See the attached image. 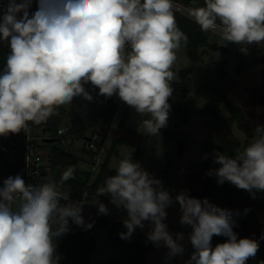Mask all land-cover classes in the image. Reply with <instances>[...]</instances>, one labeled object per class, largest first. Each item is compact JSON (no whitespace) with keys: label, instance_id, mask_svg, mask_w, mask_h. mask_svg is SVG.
I'll list each match as a JSON object with an SVG mask.
<instances>
[{"label":"clouds","instance_id":"1","mask_svg":"<svg viewBox=\"0 0 264 264\" xmlns=\"http://www.w3.org/2000/svg\"><path fill=\"white\" fill-rule=\"evenodd\" d=\"M176 11L174 0H6L0 7V47L8 48L0 69V136L27 137L60 106L76 98L93 102V91L133 110L141 135L159 136L171 110L172 69L188 42ZM188 15L222 47L240 45L245 54L253 44L264 48V0H203ZM212 157L218 167L206 175L217 185L229 183L252 199L264 193V125L242 149L231 155L214 149ZM75 171L69 165L58 180L47 176L39 183L21 174L0 181V264H59L57 241L69 233L70 222L85 231L94 226V220L85 222L84 206L109 213L99 199H72L66 184ZM114 173L97 195L126 213L120 239L147 229L146 243L166 249L165 264L183 257L186 243L192 252L184 264H247L256 257L264 233L259 240L239 237V210L193 197L188 189L169 190L132 153L118 158ZM176 205L187 233L169 230L168 209ZM215 236L225 241L213 246Z\"/></svg>","mask_w":264,"mask_h":264},{"label":"trees","instance_id":"2","mask_svg":"<svg viewBox=\"0 0 264 264\" xmlns=\"http://www.w3.org/2000/svg\"><path fill=\"white\" fill-rule=\"evenodd\" d=\"M176 3H181L183 6L190 8L195 4H201L203 0H174ZM177 24L179 28L188 36L187 45L184 46L186 54L189 60L196 62L199 60L200 48L210 47L209 34L204 33L200 30L199 26L189 19L188 17L175 12ZM248 51L251 56L252 63L258 65L261 63L264 53V48L257 47L256 45H250ZM8 54L7 47H0V69L3 68L6 57ZM217 69H213L212 64H207L204 74L209 79L201 83L196 90V97L210 100V104L204 108L203 112L211 117V127L207 134V138L213 142L204 141L196 169L193 173L189 174L184 183L189 189V194L193 197L203 198H223L229 200L228 195L233 196H245L246 198L252 199L250 194L244 190H234L230 187L229 183L223 185H217L215 176H207L206 173L209 169L218 167L212 163L213 150H219L226 154L231 155L237 149H242L249 141H245L241 146L238 143H228L223 139V134H230V127L233 122H240L242 116V109L234 106L227 93H222L216 90V82L224 81L227 78V70L224 63H218ZM185 78L182 77L179 83H172L173 95L169 100L171 104V110L169 115L175 116L179 119L181 124H186L192 116V111L189 107L193 104V99L188 96L185 85ZM91 91V87L86 86ZM209 90L210 93L206 95L205 91ZM95 97L93 102H88L81 98H76L69 107L68 116L70 118V126L68 134L75 140H84L86 136L95 130L103 131L108 128L113 116L115 115L118 105L115 97L104 101L103 97H97L95 91L92 92ZM215 104H223L229 118H221L218 114ZM131 109L125 106L120 113L119 121L116 125L115 131L120 134L119 137H114L111 141L110 147L106 154V157L101 165L100 172L94 182V186L91 189V194H95L99 187L103 186L104 178L108 175H114V169L109 167L110 160L116 151V147L120 143L130 145L137 156H140L143 150L139 144L138 136L130 129L126 128L125 121L129 115ZM257 127V124L253 125V130ZM179 126H177L171 133L164 129L160 132L168 135L178 132ZM215 129L221 130V134H215ZM180 134V133H179ZM177 145L182 146L184 141L180 138H174ZM65 148L58 145L49 148L48 153L51 159V167L53 170V177L59 179L60 175L69 165L75 166V174L78 179L81 176H87L80 169H78L79 156L72 153V151L64 150ZM25 150L23 143V132L19 134H9L6 137L0 136V164L4 162L5 169L10 171H16L22 163V155ZM208 154V158H204V154ZM1 166V165H0ZM88 177V176H87ZM86 177V178H87ZM157 178L161 179L166 188L173 190L174 181L173 175L169 170H161L156 175ZM206 186V191L201 194H196V185L203 183ZM66 189L70 190L72 195H75L77 191L84 190V184L78 182V180H69L66 184ZM256 197L258 198L257 205L247 207L249 209L247 214L241 211V216L237 220V227L234 231L239 237L254 238L259 240L261 233H264V193L257 192ZM100 201L104 202L108 208H111V204H108V198L106 196L98 197ZM261 208L258 210V208ZM245 209V208H244ZM95 221L94 226L91 230L75 231L68 238L62 241L57 247V253L61 259L59 264H66L67 260H71V255L77 253V258L72 259V264H89L90 254L96 249V243L98 235L96 228L98 226H104L109 224L107 231L110 242L114 245L117 250V257L112 260L111 264H144L145 254L155 248L151 242L146 243V231L136 229V237L132 240L125 241L120 239L119 233L126 231L121 222H112L107 215L94 214L90 217L88 222ZM224 237L215 236L212 240V245L215 246L217 243H223ZM247 264H264V241H260V249L255 258L250 259Z\"/></svg>","mask_w":264,"mask_h":264},{"label":"rangeland","instance_id":"3","mask_svg":"<svg viewBox=\"0 0 264 264\" xmlns=\"http://www.w3.org/2000/svg\"><path fill=\"white\" fill-rule=\"evenodd\" d=\"M33 5L36 10L35 3ZM175 5H180L183 7L180 9L176 7V12L194 21L188 15L189 8L183 6L181 3H176ZM200 5H203V2ZM207 34L210 36L211 33ZM210 44V47L200 48L198 50L200 58L196 62L188 59L186 50L183 46L177 53L178 59L172 69L175 73V77L172 82H180L184 76L186 82L185 85H187L186 87L188 90L187 94L194 100V103L189 107V109L192 111V116L186 124H181L179 119L175 116L169 115L168 118L167 125L171 124L172 121H178L179 125H183L181 126V129L184 131L183 135L179 131L172 134L174 138H177L179 135L180 138L183 137L184 145H186V150L183 155L178 157L179 151L184 148V146L179 145L178 147L175 145L176 142H173L160 133L159 136L150 137V139L154 142H151L149 145H147V147H145L144 156L133 158L134 161L141 162L142 166L150 173L153 172L152 174L155 176L159 172L158 170L162 168V170L171 171L174 181V192H179L181 189H188L184 183V180L189 174L195 171L197 160L204 141H209L210 143L213 142L210 138H207V134L211 127V117L204 112L198 111L206 108L211 101L196 97L197 87L202 83V81L204 83L206 79H209V77H206L204 74L207 64H212V70L215 69V71L218 67V63L225 64L228 73L227 78L224 81L216 82V90L222 93H227L232 104L238 108H241L243 113L240 122L232 123L230 127V134L224 133L222 135L225 142L238 143V145L242 147L244 142L250 141L251 137L254 135L253 125H264V53L261 63L254 65L252 63L249 51L247 54L242 53L240 51V45L230 43L226 47H222L216 42ZM205 93L208 95L210 91L207 90ZM115 100L119 106L117 116L114 119V124L117 125L120 118V113H122L125 105L122 104L116 97ZM70 105L71 104L63 105L56 109V114L49 118V125L32 126L34 132L33 136L37 138L35 139L37 148L42 149L43 152H47L50 147L58 145L59 141L57 139L59 136L57 135V131H65V129L69 128L70 126V118L68 116ZM215 105L221 118H229V114L227 113L223 104ZM134 118L141 119L136 115ZM115 128L116 126L113 127V131L109 141L107 142L106 149L108 148V145L111 144L112 139L115 137ZM37 130L39 133L36 132ZM166 131L171 133V130L166 129ZM203 132L206 136H204L205 139L202 137ZM213 132L218 135L221 134V130L219 129H215ZM143 138H145V135H143ZM42 139H53L55 141L52 143H46L43 142ZM82 146V141H75L73 146L65 147L64 149L69 152L72 151V153L79 156V167H83L84 164L82 165V162H85L86 160V155L82 150ZM196 187L197 189L195 193L197 195L206 191L204 182L199 183L196 185ZM230 187L234 190H237V188L231 184ZM228 197L230 201H226L223 198L208 199L220 207L239 210L240 212L244 210V208L251 206L255 207L258 203L257 197L255 199H249L242 195L233 196L230 194ZM196 198L203 197L197 196ZM97 199H99L98 196L92 202H95ZM260 209L261 208L259 207L258 210ZM94 214H98V209L97 207L92 206V209L88 212V214L85 213L84 215L85 222L87 223L90 217ZM124 215H126V213L123 211H118L115 208H111L109 210L111 223L114 220L122 223L121 217ZM179 216L180 213L178 211V205L168 209L167 223L169 225V230L172 232L184 231L187 233L190 231V229L182 228L179 225ZM78 229V231L82 230L80 227ZM108 229L109 224L98 226L96 228L98 239L96 243V249L90 254L89 264H111L112 260L117 257V250L108 238ZM135 237L136 231L130 240L134 239ZM191 252L192 248L190 244L186 243L183 257L177 256L173 258L169 264H184V261L189 258ZM165 253L166 249L164 248H153L145 254L144 264H165ZM77 256V253H73L71 255V260H67L66 264H72V259H76Z\"/></svg>","mask_w":264,"mask_h":264},{"label":"built area","instance_id":"4","mask_svg":"<svg viewBox=\"0 0 264 264\" xmlns=\"http://www.w3.org/2000/svg\"><path fill=\"white\" fill-rule=\"evenodd\" d=\"M4 4H6V0H0V7H2ZM176 7L179 9L183 8L180 5H176ZM118 110H119V106L117 111ZM117 111L113 116V119L108 128L104 129L103 131H99V130L92 131L86 136L84 140H75L72 137H70V135L68 134L69 128L65 129V131L62 130L57 131V135L59 136L57 140L59 141V144L61 146H63L64 148L70 147L73 146L75 141H82V145H83L82 150L86 155L85 162H82V165L84 164L83 167H79L78 165V169L83 171V173L86 174L88 177L81 176L78 179V176L74 174V178L70 179L76 181L78 180V182L84 184L83 191H77L75 195H72L73 200H79L82 197H84L90 202H92L97 197V191L95 192V194H91V189L94 186V182L97 178L98 173L100 172L101 165L108 152L110 144L108 145L107 149H106V145L113 131V124H114V119L117 116ZM36 132L39 133L38 130ZM33 134H34L33 129L31 130L30 135L27 137L23 133V143L25 145V150L22 155V163L16 171L12 172L8 169H5L4 162H1L0 181H2V179L10 175L15 176L16 174H21L28 183H39L47 176L53 177V173H52L53 170L51 167V159L49 153L48 151L43 152L42 149L37 148L35 144V139L37 138L34 137ZM91 209H92V205H85L82 213L83 216L85 215V213L88 214V212ZM78 228H79L78 226L70 222L69 233L64 235L62 238H60L57 241L58 245L66 238H68L72 233L79 230Z\"/></svg>","mask_w":264,"mask_h":264},{"label":"crops","instance_id":"5","mask_svg":"<svg viewBox=\"0 0 264 264\" xmlns=\"http://www.w3.org/2000/svg\"><path fill=\"white\" fill-rule=\"evenodd\" d=\"M175 4H176V2H174ZM33 7H34V5H33ZM181 81V80H180ZM203 82V81H202ZM172 83H179V82H172ZM186 83V82H185ZM201 85V84H200ZM199 85V86H200ZM187 86V85H186ZM198 86V87H199ZM198 87H197V89H198ZM186 89H187V87H186ZM196 89V90H197ZM187 93H188V90H187ZM201 99H203V98H201ZM193 103H194V100H193ZM204 109V108H203ZM203 109H201V110H198V111H200V112H203ZM134 116H135V113L133 112V110H130V112H129V115H128V117H127V119H126V121H125V126H126V128H128V129H130V130H132L137 136H138V138H139V144H140V147H141V149L143 150V152H142V154L140 155V156H144V154H145V147H147V145H149L151 142H154L153 140H151L150 139V137L151 136H146L145 135V138H143V135H141L137 130H136V128H137V121L139 120V118H134ZM177 126H179V129H178V131L183 135V133H184V131L181 129V126H183V125H179L178 124V121H172L171 122V124H168L167 125V127H165V128H162V129H164V130H174ZM173 128V129H172ZM161 133V132H160ZM117 134H119V133H117V132H115V137H119L120 135H117ZM161 134H163V133H161ZM166 138H168V139H170V140H172L173 142H175V139H174V137L173 136H171L170 134H168V135H165V134H163ZM205 135H204V132H203V134H202V137H204ZM206 137V136H205ZM205 137H204V139H205ZM182 139H183V137H182ZM144 141V142H143ZM183 141H184V139H183ZM175 145H177V143H175ZM178 147H179V145H177ZM182 146H184V148H182L180 151H179V154H178V157H180V156H182L183 155V153L185 152V150H186V145H182ZM151 148V147H150ZM152 149H154V148H152ZM173 149V148H172ZM128 153H132V157L134 158V157H138L136 154H135V151H134V149L130 146V145H128V144H125V143H120V144H118L117 145V147H116V151H115V153L113 154V156H112V158H111V160H110V163H109V167L110 168H112V169H115V166H116V164L118 163V158H122L125 154H128ZM135 155V156H134ZM168 159H170V158H168ZM117 161V162H116ZM198 161V160H197ZM80 162V161H79ZM79 164V163H78ZM163 169V168H162ZM162 169H160V170H162ZM160 170H158V171H160ZM153 173V172H152ZM155 173V172H154ZM197 189V188H196ZM98 196V195H97ZM111 208H113L114 209V207L113 206H111ZM111 208H109V210L111 209ZM109 214V213H108ZM113 222H118V221H113Z\"/></svg>","mask_w":264,"mask_h":264},{"label":"water","instance_id":"6","mask_svg":"<svg viewBox=\"0 0 264 264\" xmlns=\"http://www.w3.org/2000/svg\"><path fill=\"white\" fill-rule=\"evenodd\" d=\"M30 11H35V7H33L32 6V9L30 10ZM215 39H217V37H215L214 36V34L213 33H211L210 34V36H209V42L210 43H214V40ZM228 44H230V43H228ZM227 44V45H228ZM50 124V119L46 122V123H43V124H41V126H47V125H49ZM55 140H53V139H43V142H46V143H52V142H54Z\"/></svg>","mask_w":264,"mask_h":264}]
</instances>
